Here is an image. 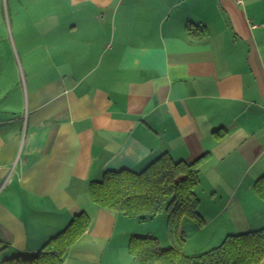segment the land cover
Returning a JSON list of instances; mask_svg holds the SVG:
<instances>
[{
    "label": "crops",
    "instance_id": "obj_1",
    "mask_svg": "<svg viewBox=\"0 0 264 264\" xmlns=\"http://www.w3.org/2000/svg\"><path fill=\"white\" fill-rule=\"evenodd\" d=\"M4 2L0 264L82 213L91 226L63 264H139V219L99 207L91 184L166 154L202 159L201 230L264 229V0Z\"/></svg>",
    "mask_w": 264,
    "mask_h": 264
},
{
    "label": "trees",
    "instance_id": "obj_2",
    "mask_svg": "<svg viewBox=\"0 0 264 264\" xmlns=\"http://www.w3.org/2000/svg\"><path fill=\"white\" fill-rule=\"evenodd\" d=\"M201 160L174 162L166 154L141 173L106 172L101 180L91 184V195L99 207L128 218L145 219L168 212L170 238L173 243H183L185 236L180 230L183 219H192L198 227L205 222L198 214L200 201L196 194ZM255 191L264 199V178L256 183ZM90 226V217L86 213L79 214L34 257H15L2 264H63L71 247ZM129 249L139 264H262L264 229L230 235L219 247L195 256H186L178 246L164 250L152 237H133Z\"/></svg>",
    "mask_w": 264,
    "mask_h": 264
},
{
    "label": "rangeland",
    "instance_id": "obj_3",
    "mask_svg": "<svg viewBox=\"0 0 264 264\" xmlns=\"http://www.w3.org/2000/svg\"><path fill=\"white\" fill-rule=\"evenodd\" d=\"M0 6L3 9V12H7L8 9L7 3L4 2V4ZM8 43H11V48L15 53L14 33L11 26L9 27L7 26V31L3 30V28L0 27V46H4V47L6 46L7 48ZM2 58L0 57V60ZM8 70H11L10 66L8 67ZM196 194L198 196L199 201H201L197 191ZM198 214L203 219H205L200 211H198ZM132 219H139V222H137L138 223L137 227L134 230V233L137 230L135 233L136 236L142 238L145 237L156 238L158 241H160L159 243L162 249L164 250H167L173 246H178L183 252V254H185L186 256L200 255L219 247L227 238L226 237L227 233L225 235H222V231L230 230L232 228L231 225L227 224L226 228L222 229V231L221 230L218 231L216 229H211V228L207 230H201L203 226L198 227L192 219L185 218L181 221V225H180V230L185 236V240L183 241V243L172 244L170 242L171 239L169 237V231L167 229L168 221H169L168 212L167 213L165 211L161 212L156 217H146L145 219H141V218H132ZM232 232H233L232 234H237L234 233L235 232L234 228Z\"/></svg>",
    "mask_w": 264,
    "mask_h": 264
},
{
    "label": "built area",
    "instance_id": "obj_4",
    "mask_svg": "<svg viewBox=\"0 0 264 264\" xmlns=\"http://www.w3.org/2000/svg\"><path fill=\"white\" fill-rule=\"evenodd\" d=\"M237 5H242L244 0H233Z\"/></svg>",
    "mask_w": 264,
    "mask_h": 264
}]
</instances>
